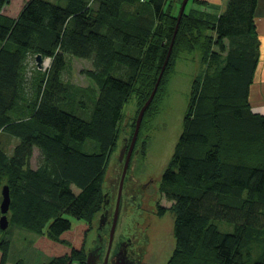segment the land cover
I'll return each instance as SVG.
<instances>
[{
	"label": "trees",
	"instance_id": "trees-1",
	"mask_svg": "<svg viewBox=\"0 0 264 264\" xmlns=\"http://www.w3.org/2000/svg\"><path fill=\"white\" fill-rule=\"evenodd\" d=\"M174 4L0 0V205L5 184L11 195L9 225L0 226V264L9 260L14 229L37 235L33 244L51 257L44 264H85L124 106L165 62L166 39L172 41L178 23ZM257 5L228 0L221 13L191 14L194 21L185 9L179 24L174 48L182 31H196L214 77L194 86L173 162L162 175L175 214L173 260L264 264V114L250 101L260 55ZM39 53L52 58L46 71ZM72 56L92 63L85 72L95 88L77 95L86 113L68 105L75 96L65 78ZM5 136L16 139L12 152Z\"/></svg>",
	"mask_w": 264,
	"mask_h": 264
},
{
	"label": "rangeland",
	"instance_id": "rangeland-1",
	"mask_svg": "<svg viewBox=\"0 0 264 264\" xmlns=\"http://www.w3.org/2000/svg\"><path fill=\"white\" fill-rule=\"evenodd\" d=\"M173 1L175 2L173 12L178 13L182 0ZM201 1H205V3ZM186 6L187 8L185 7V9L193 12L189 13V21H194L191 14L203 16V14L215 15L217 13L209 7L206 0H188ZM187 23L190 24L192 22L187 21ZM200 26L202 27V25ZM178 29L169 59L159 81L158 77L162 67H153L151 72L144 76V80H141L124 106L116 145L109 156L105 169L103 192L106 201L95 217L87 237L86 253L99 242L98 234L100 231L98 225L100 216L107 208L109 210V219L107 227L101 233L103 244L105 245L101 260L104 258L109 243V232L126 156L125 153L123 160H120V154L126 139L128 138L129 143L131 141L140 108L153 93L152 99L144 113L135 142L134 150L136 149L137 152H133L130 158L124 182L123 204L117 223L114 245L119 240L120 235H125L126 238L132 239L131 246L137 259L141 260V264H189V261L183 263V259L181 261L173 260L175 214L170 209L173 201L167 197L162 186V175L173 162L179 137L183 130L184 120L190 111L194 86L211 82L212 79L209 81L204 80L209 76L210 78L214 77V69L211 66L209 67L208 58H206V46L203 44L205 39H202L199 44L195 40L197 37L196 31L190 33L192 36H183L182 31V35L178 40V48H174L179 33ZM206 32L212 34L210 29L206 30ZM170 41L171 39H166V46L171 44ZM214 47L217 48V45L215 44ZM69 60L70 63L65 78L71 82L75 96L68 105L76 112L86 113L82 111L83 106L79 104L77 95L81 90L91 93L92 89L95 88L94 82L85 72L92 67V63L89 59L78 56H72ZM51 63L52 58L46 57L45 64L42 67L43 71L48 70ZM154 76L156 78L149 86V82ZM259 76L261 85L258 87L261 89L258 90L264 93V73H260ZM258 90L257 86H254L252 97L250 95L253 108L255 100L258 99ZM255 109L264 113V108H262L263 110ZM3 139L8 143V150L12 152L16 139L7 136ZM31 163L33 166L38 163L37 150H35ZM150 178H153V181L144 188L143 184ZM161 207H163V212L160 211ZM77 222L78 220L73 218V223L76 224ZM12 236L13 243L9 260L6 264H16L18 259H24L27 264H44L51 258L33 244L37 237L34 232L26 229H14L12 230ZM73 264H79V262L75 261Z\"/></svg>",
	"mask_w": 264,
	"mask_h": 264
},
{
	"label": "water",
	"instance_id": "water-1",
	"mask_svg": "<svg viewBox=\"0 0 264 264\" xmlns=\"http://www.w3.org/2000/svg\"><path fill=\"white\" fill-rule=\"evenodd\" d=\"M188 0H182V4L180 7V11H179V16H178V23L176 26V30L174 33V36L172 38L171 44L169 46V50L165 59V62L162 66V70L160 73V76L158 77V81L161 77L162 71L164 70L166 63L169 59L170 53H171V49H172V45L174 42V38L177 32V29L179 27V21L184 13L185 7L187 5ZM37 62H38V66L39 67H43L45 64V58L43 57V55L41 53L37 54L36 56ZM153 93L151 94V96L149 97V99L143 104V106L140 108V111L138 113L137 119H136V125H135V131L132 137V140L129 144V146L127 147V145H124L120 154V160H123L125 153V159H124V166H123V171L121 174V178H120V182H119V187H118V194H117V200H116V206H115V210H114V215H113V223H112V227H111V231H110V242H109V248H111L113 240H114V235H115V230H116V226L118 223V219H119V215H120V211H121V207L123 204V189H124V182H125V178L127 175V171L129 168V164H130V158L131 155L134 151V146H135V142L137 140L138 137V133L140 130V126H141V122L144 116V113L152 99ZM10 203H11V195H10V188L9 185L5 184L2 188V201H1V217H0V226L2 229H6L9 225V219H8V212L10 209Z\"/></svg>",
	"mask_w": 264,
	"mask_h": 264
},
{
	"label": "flooded vegetation",
	"instance_id": "flooded-vegetation-1",
	"mask_svg": "<svg viewBox=\"0 0 264 264\" xmlns=\"http://www.w3.org/2000/svg\"><path fill=\"white\" fill-rule=\"evenodd\" d=\"M152 181L153 178H150L147 182L143 184V187L145 188ZM108 219H109V210L106 208L105 211L101 213L100 222L98 225V229L100 231L98 234L99 242L88 253H86V258L84 259L85 264H136L138 261H140V259H137V257L135 256V251L131 246L132 239L126 238L125 235L122 236L120 235V238L115 245H114V240H115V235H114V240L111 248H109V243H108V247L106 248L104 258L103 260H101L103 251L105 250V245L103 244V237L101 233L107 227ZM112 223H113V219H112ZM112 223H111V227H112ZM111 227H110V231H111ZM115 234H116V230H115ZM109 237H110V232H109ZM109 242H110V238H109Z\"/></svg>",
	"mask_w": 264,
	"mask_h": 264
},
{
	"label": "crops",
	"instance_id": "crops-1",
	"mask_svg": "<svg viewBox=\"0 0 264 264\" xmlns=\"http://www.w3.org/2000/svg\"><path fill=\"white\" fill-rule=\"evenodd\" d=\"M206 1L208 2L209 7L214 9L217 12V14L221 13L226 8V5L228 3V0H206ZM255 21L257 25V33L260 39V55H259L258 67L255 72V78L253 81V85L251 86V94H250L251 97L253 93V87L257 86V90H258L259 89L258 86L261 85L259 74L264 73V0H258V5L256 8V13H255ZM256 77H258L257 80H255ZM263 92H264V84H263ZM257 96H258V99L255 100V106L253 109L255 111H256L255 108L263 110L262 108H264V93L259 91ZM257 112H260V111H257Z\"/></svg>",
	"mask_w": 264,
	"mask_h": 264
}]
</instances>
